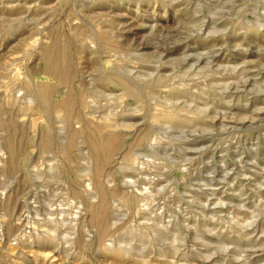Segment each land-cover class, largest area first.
<instances>
[{
	"label": "rangeland",
	"instance_id": "rangeland-1",
	"mask_svg": "<svg viewBox=\"0 0 264 264\" xmlns=\"http://www.w3.org/2000/svg\"><path fill=\"white\" fill-rule=\"evenodd\" d=\"M0 264H264V0H0Z\"/></svg>",
	"mask_w": 264,
	"mask_h": 264
},
{
	"label": "bare ground",
	"instance_id": "bare-ground-1",
	"mask_svg": "<svg viewBox=\"0 0 264 264\" xmlns=\"http://www.w3.org/2000/svg\"><path fill=\"white\" fill-rule=\"evenodd\" d=\"M90 187V186H89ZM90 189V188H89ZM147 190V189H146ZM89 192V191H88ZM148 192V191H147ZM92 195V194H91ZM125 249H127V248H125Z\"/></svg>",
	"mask_w": 264,
	"mask_h": 264
}]
</instances>
